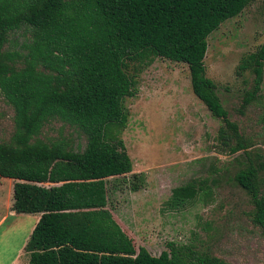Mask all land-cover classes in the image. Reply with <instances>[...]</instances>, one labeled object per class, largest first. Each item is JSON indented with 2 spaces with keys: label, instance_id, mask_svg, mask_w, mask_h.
<instances>
[{
  "label": "trees",
  "instance_id": "trees-1",
  "mask_svg": "<svg viewBox=\"0 0 264 264\" xmlns=\"http://www.w3.org/2000/svg\"><path fill=\"white\" fill-rule=\"evenodd\" d=\"M251 2L0 0V95L13 112L12 134L0 142V178L15 181L11 212L38 215L22 248L27 264H230L192 244L166 242L156 257L135 249L107 208L106 179L126 184L130 175L132 191L141 183L120 135L129 116L124 100L136 95L138 75L155 58L187 67L192 94L220 121L218 152L243 155L232 181L248 197V221L264 240V160L250 154L203 65L207 37ZM263 61L264 40L236 66V75H252L240 109L257 97ZM52 121L76 142L41 139ZM208 196L205 181L191 180L171 190L166 206Z\"/></svg>",
  "mask_w": 264,
  "mask_h": 264
},
{
  "label": "rangeland",
  "instance_id": "rangeland-1",
  "mask_svg": "<svg viewBox=\"0 0 264 264\" xmlns=\"http://www.w3.org/2000/svg\"><path fill=\"white\" fill-rule=\"evenodd\" d=\"M263 3L252 0L207 37L203 65L229 120L251 143L250 154L264 160V61L257 97L244 109L240 103L252 86V75L235 73L241 58L255 52L264 40ZM21 40L20 34L12 38L11 48L17 49ZM124 106L129 116L120 136L132 163L131 174H139L141 183L132 191V178L126 175V184L121 178L106 179L105 184L107 208L134 248L143 247L156 257L166 242L192 244L230 264H264V240L247 218L248 197L232 181L245 159L241 152H218L215 136L220 121L192 94L187 67L155 58L138 75L137 93L126 98ZM12 116L0 95V142H7L12 134ZM60 137L76 142L57 121L42 128L41 139ZM191 180L205 181L209 196L168 208L171 190ZM14 182L0 178V216L4 217L0 264H27L22 248L38 216L10 211Z\"/></svg>",
  "mask_w": 264,
  "mask_h": 264
},
{
  "label": "crops",
  "instance_id": "crops-1",
  "mask_svg": "<svg viewBox=\"0 0 264 264\" xmlns=\"http://www.w3.org/2000/svg\"><path fill=\"white\" fill-rule=\"evenodd\" d=\"M37 219H38V216L35 217V222L37 221ZM2 221H4V217H3V216H0V223H1Z\"/></svg>",
  "mask_w": 264,
  "mask_h": 264
}]
</instances>
